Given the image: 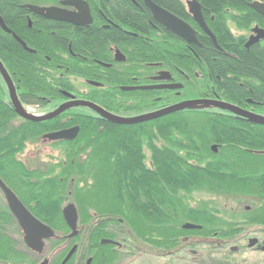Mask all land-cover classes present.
Returning <instances> with one entry per match:
<instances>
[{
    "label": "trees",
    "instance_id": "16d2710c",
    "mask_svg": "<svg viewBox=\"0 0 264 264\" xmlns=\"http://www.w3.org/2000/svg\"><path fill=\"white\" fill-rule=\"evenodd\" d=\"M136 1L104 0L103 12L96 8V24L68 31L74 52L68 54V39L62 31L54 33L45 23L29 28L26 10L19 7L22 0H0L4 21L38 51L28 52L0 27V60L20 87L22 103L41 108L49 105L48 101L59 104L64 97L59 90L73 89L69 80L72 75L101 81L102 86H91L90 96H84L124 118L147 114L181 99L204 97L214 86L220 96L238 97L237 90H243L237 84L243 78L248 84L259 79L260 94L264 96V47L252 45L247 50L245 40L235 38L228 28V20L247 29L255 19H264L251 7L252 2L264 0H198L222 50L199 25L195 27L202 44L199 46L167 31L159 37L149 25V10ZM152 1L194 22L182 0ZM115 21L120 27L112 24ZM124 27L135 34L123 32ZM126 41L130 44L125 49L128 59L119 73L95 62L110 59L108 45L124 46ZM223 51L233 55L227 57ZM158 61L174 75L179 69L184 71L186 83L180 96L172 90L133 94L118 90L125 71L139 74L144 63ZM245 101L233 102L244 107ZM257 111L264 115V108ZM14 119L20 117L9 103L0 74V178L56 235L70 232L63 208L70 203L76 206L79 223L88 225L90 234L88 246L86 243V248L78 249L67 264H84L91 256V264L122 262L126 249L133 245L131 232L151 248L169 251L172 258L186 248L181 247L182 237L197 235L194 247L204 248L208 243L210 256L236 264L230 256L235 253L207 239L233 237L239 226L264 225V154L248 150H264V125L241 119L225 108H188L138 124L114 123L87 107L42 122H10ZM74 125L80 127L78 137L74 141H54L53 146L61 151L44 170H29L19 160L18 154L29 140ZM214 145L218 151L212 150ZM195 191L241 200L249 203L250 209L229 212L201 201L193 208L188 199ZM186 222L202 227L187 229L183 226ZM15 224L19 223L8 205L0 203V264H38L46 256L14 237ZM56 238L48 239L46 244L47 254L54 250L48 257L49 264H62L68 247L77 242L75 237L70 239L71 245L56 250L61 243ZM103 238L119 240L126 247L103 244Z\"/></svg>",
    "mask_w": 264,
    "mask_h": 264
},
{
    "label": "flooded vegetation",
    "instance_id": "af4514ba",
    "mask_svg": "<svg viewBox=\"0 0 264 264\" xmlns=\"http://www.w3.org/2000/svg\"><path fill=\"white\" fill-rule=\"evenodd\" d=\"M22 1L23 2L19 5V7L26 10V12H25L26 13V20L28 22L27 23V26L29 28H32L34 25H38V24H41V23H45L46 25H44V26H47L48 28L54 29L53 30L54 33H56L57 31L58 32H61L62 31V34L61 35L64 36V37H66L67 39H68V35H67L68 31H70V30L76 31V27H87L88 28V27H91V25L97 23V17H96V8L97 7L100 8V9H98V11H100V12H103V10H104L103 9V6H102V3H103L104 0H84L88 4V6L90 7V13H91V17H93V19H92V21H91L90 24H85V25L79 26V25H76V24L71 23V22L69 23L67 21L55 20V19H50V18L48 19L45 16H43L42 14L36 13L32 9H30L28 7V5H33V6H36V7L37 6H39V7H45V8H48V7H56V8L64 9V10L69 11V12L70 11L71 12H79V10L74 5L75 2H76V0H22ZM132 1L137 2L136 0H132ZM182 1L185 3V12L188 13V14H190L191 17L193 18V15L189 12V7H188V1L189 0H182ZM140 2L143 5H145V7L149 10V12L151 14V17L148 20L149 25H151V29L155 33L157 32V35H159V37H162V38L164 37V35H163V32L164 31L165 32L167 31L168 33H171L172 35H174L176 37H179L178 35H175L172 32H170L169 30H167V28H165V26H163L162 24H160L154 18V14H152V12L148 8L147 4H145V0H140ZM171 13H173V12H171ZM203 14H204V12H203ZM175 15H178V14L176 13ZM0 16L3 18V16L1 14H0ZM263 18H264V16H263ZM183 20H185V19H183ZM193 20H194V18H193ZM204 20H205V16H204ZM3 21H4V18H3ZM56 22H58V23L61 22V23H64L65 25H61V24L57 25ZM186 22L190 23L193 26V28L198 27V25L200 26V24L199 23H196L195 20H194V22H192L189 17H188V20ZM5 23H6V21H5ZM112 24H114L117 27H120L119 26V23L116 22V21L113 22ZM102 27L110 28L106 24H103ZM256 27H258L259 30H262V29L264 30V19H262L261 21L255 19L251 23V27L248 30H246V31H244V29H239L237 26H235L236 30H234L231 26H229V22H228L229 31L232 32V34L234 35L235 38H237V39H239L241 41L242 40H245L244 41L245 42L244 45H245V48L247 50L250 49L252 47V45H258L261 48L264 47V38L259 39L257 42H254L249 47L247 46V44L249 43L248 41L250 40L251 36L253 34L257 35V33L254 31V29ZM195 30L197 31V29H195ZM123 32L127 33L128 35L135 34V33H133L132 31H130L126 27H124V31ZM197 33H198V31H197ZM146 38L148 40L152 41V42H154V40H155L153 37L152 38L151 37H146ZM22 40L25 41L24 39H22ZM72 40H73L72 38L71 39H68V44H67V48H66V50L68 51V54H71V53L74 54V52L72 50L73 49L72 48ZM15 41H17V40H15ZM17 42H19V41H17ZM126 42H127V44H124V46H122L120 44H116V43H113L111 45H108V48H109V51H110V55H111L110 56V59L107 62H104V63L101 62V61H99V60H97V59H95V62L97 64H102L103 66H105L107 68L114 69V70H116V72L119 73L121 71L120 70L121 65H125V63L127 62V59H128L127 58V54L125 52V49L128 46H130V44H129V41H126ZM25 43H26L28 49H30L29 51H31L32 53H37L38 52V51H36L35 48L31 47L26 41H25ZM220 50H222V49H220ZM119 52L124 56L125 60H119L118 58H116L117 53H119ZM223 54L226 55L227 57H231L233 55L232 53H230L228 51H223ZM142 66H143V69H142L143 71L141 73H139V74L134 73V71H132L130 69H128V71H125V73H127V74H124V77L121 80V81H123L122 83H120V81L118 82V86H117L118 90H121L124 93H130V94L136 93L137 91H144L145 92L147 90H149V91L150 90H153V91H158V90L169 91V90H172V91H174V93L176 95L180 96L181 90L185 89V83H186L185 78L186 77H185L184 71H182L181 69H179V70L177 69L179 72L176 73V75H174V73H173V71L171 69L164 67L162 65V63L159 62V61L158 62H146ZM98 72H103V70H99ZM164 72H169L171 78H168V79H157L158 76H164V74H163ZM228 78L229 79H232V76L229 75ZM2 79H3V77H2ZM69 80L73 84V89L71 91H68V90H65V89L59 90L61 93L64 94V97H63L62 101L59 104H57V105H55L54 103H50V101H48L49 102V105H45L42 108L39 107V106L36 107V106H26V105H24L22 103L21 98H20V95L18 93V90H19L20 87L18 86V84H16V82L14 80H13V82H14V84L16 86V93H17V95L19 97V102L22 105L23 110L25 112H28L29 115H33V116H37L38 117V116H42V114H46V113H49V112H53V110H55L58 107H60L61 105H63V103L70 101L72 99V97L75 98V99H79V100H88V101H91L88 98H86L84 95L90 96V93L92 92L91 91L92 89L90 88L91 86L94 87V86H102L103 85V83L101 81L97 80V79H94V80L93 79H89V78H83L82 79V78H79V77H75L74 75L70 76L69 77ZM212 80H213V82L215 81L214 78ZM3 81H4V79H3ZM169 84H175V85L176 84L177 85L181 84L182 86L179 87L178 89H173V88L167 89V88L158 87V88H150V89H147L146 90V89H139V88H137V87H143V86H159V85L160 86H164V85H169ZM4 85H6L7 93L9 95V103L11 104V106H13V109L15 110V106L12 103V99H11V95H10L8 86H7V84H5V82H4ZM237 85H238V88L239 89H242L243 90L241 93L238 92V90H237V95L236 96H238V97L240 96L239 98L238 97H233V98L230 97V99H228V98H225L223 95L220 96V94L218 93V91L215 90L216 86H214V89H212L211 92L207 93L206 96L201 97V98L218 99V100H221V101L224 100V101L230 102L232 104L233 103L236 104L233 101H244V100H246L245 101L246 103L244 104V107H242V106H240V107H242L243 109L245 108V109H247L248 111H251L254 114L256 113V114L264 117L263 114H260L257 111V110H259V108L260 109L261 108H264V101H263L264 96H262L260 94L261 91L259 90V86L261 85L260 84V80L259 79L257 81L256 80H254V81L251 80L250 83L248 84L247 79L246 78H243V79H241V81L238 82ZM256 87H257V89H256ZM134 88H137V89H134ZM201 98H199V99H201ZM119 99H118V101H122V100H119ZM256 99H259L260 101H257ZM185 100H188V99H183V100L181 99L180 101L175 102V103H180L181 101H185ZM94 103H97V102H94ZM175 103H172V104H175ZM236 105L239 106L238 104H236ZM77 107H82V106H74V107H72V108H70L68 110H71V109H74V108H77ZM84 107H87V106H84ZM84 107H82V108H84ZM164 107H166V106H163V107L160 106L159 108H164ZM87 108L88 109H91L89 107H87ZM159 108H157V109H159ZM68 110H66V111H68ZM66 111H64V112H66ZM92 111H94V110H92ZM154 111H157V110H154ZM15 112H16V110H15ZM94 112H97V111L95 110ZM98 113L101 114L100 112H98ZM16 114H17V112H16ZM62 114L59 115V116H57V117H54V118H58V117L62 116ZM236 116L237 117H240L238 115H236ZM19 117H20V119H14V120H11L10 122H21V121H24V120H28V119H25L23 116H19ZM68 117H70V116H67L66 118L69 119ZM240 118L241 119H244L243 117H240ZM28 121H30V120H28ZM64 121H66V119H64L63 122ZM75 126H78V125H74L72 127H64V128H60V129H53L52 131L44 132L37 139L29 140L26 143V146H25L26 148L22 151V153L18 154L19 160H21L22 162H24L27 165V169H29V170H33L34 168H40L41 170H44L45 167H47V163L42 162L44 164L39 163V165L36 164V165H32L31 166L30 163H29V161L27 159L25 160L23 158L22 155H24L25 151L28 149L27 146L30 143L39 141L42 144H44L45 146L51 147V149L53 151L57 149L58 150L57 154H59L60 151H61V149L60 148H57L56 146H53L54 145V141H57V140L51 141L50 139L45 138L44 135L47 134V133H53L54 131H62L64 129L74 128ZM77 137L78 136H76L75 138H77ZM75 138L73 140H68V141H74ZM248 150H250L251 152L256 153V154L257 153H261L262 154L264 152V150H261V149H257V150L248 149ZM0 191H1V189H0ZM195 192H199V191H195ZM195 192H194V194H195ZM2 193L4 194L3 191H2ZM16 195H17V193H16ZM4 196H5V194H4ZM18 198H19V196H18ZM5 199H6V197H5ZM211 199H206L205 201H202L201 200V202L214 205L213 202L210 201ZM234 201H235V199H234ZM198 202H200V200H197L196 198L194 199V195H193V197L191 199H188V203L193 208H195V206L197 205L196 203H198ZM214 206L215 207L216 206L219 207L218 205H214ZM249 206L250 205L246 206L244 208V210L249 211V209H250ZM186 223H191V222H186ZM185 224L183 226H184V228H187L185 226ZM198 226H200V225H198ZM86 227H87V229H86L87 231L86 232L89 235L90 234V230H89L88 226H86ZM200 227H202V226H200ZM200 227H196V228H200ZM196 228H187V229H196ZM235 230L238 233H237V235H235L233 237H228V238H223V239L222 238H220V239L218 238L217 239L214 236V237H211V238H209L207 240L208 241L211 240L212 242L217 243V246L219 245V247H221V248L223 246L224 247H227L228 251H230L232 253H237L238 250L241 249V245H239L238 243L240 241L241 242L244 241L250 234H252L248 238L247 247L246 248H249V249L251 248L252 250H257L259 252L264 251V225H262V224H260V225L259 224H249V225H245V226H239V228H236ZM198 238H199V236H197V235L196 236H194V235H186V237H182L181 238V241H180L181 247H183V248L186 247V248H184V250H181L182 251L181 252V255L178 256V258H179V264H182L180 262L183 261V260L186 261V258L187 257L191 259V263L192 264H201V262L198 260V257H196L197 256V253H198V246L197 247H194L193 246L196 243V241H197ZM103 239H106V238H103ZM109 240H111V239H109ZM113 240H115V239H113ZM252 240H254V242L252 243L254 245L251 246L250 245V242ZM115 241L119 242V245L112 244L116 248L122 249V247L123 248L126 247V245H125L124 242H121L119 240H115ZM183 242H185V245L184 246H182ZM233 243H234V245H233ZM133 244H134V242H133ZM86 245L88 246V242H87ZM106 245H111V244H106ZM87 246L81 247L80 248V251H82L83 248H86ZM78 249H79V245H78V248L76 250V253H77ZM160 253H161L162 256H164L165 258H167V260L169 259V256L170 257L173 256L167 250L162 251ZM86 255H87V253H86ZM189 255L192 256V258ZM91 259H92V256L91 257H86V259L84 261L85 262L84 264H91V261L89 262V260H91ZM185 263L186 262H184L183 264H185ZM165 264H170V263L168 261Z\"/></svg>",
    "mask_w": 264,
    "mask_h": 264
},
{
    "label": "water",
    "instance_id": "95a60500",
    "mask_svg": "<svg viewBox=\"0 0 264 264\" xmlns=\"http://www.w3.org/2000/svg\"><path fill=\"white\" fill-rule=\"evenodd\" d=\"M145 4H147L148 8L154 14V18L167 30L172 32L175 35H178L180 38H182L185 42L190 44H196V45H202L198 38V33L193 28V26L183 20L180 16L175 15L174 13H171L168 9L163 8L161 5L153 2L152 0H145ZM75 7L79 10V12H69L61 8L56 7H39V6H33L28 5L30 9H32L36 13H40L46 18L55 19V20H62L74 23L76 25H85L90 24L93 17H91L90 13V7L84 0H76ZM251 6L254 10H256L260 15L262 14L264 16V2L255 1L251 3ZM188 7L189 12L193 15V18L196 23L200 24V27L202 31L211 38L212 42L216 45V47L220 50L222 49L221 45L217 42V38L215 33L212 32L210 27L207 25V23L204 20V14L202 12V5L200 1L198 0H189L188 1ZM0 26L1 28L6 32L12 34L13 38L17 41H19L22 46L26 50L28 49L25 41H23L18 34H16L14 31H12L8 25L3 21V18L0 16ZM254 31L257 33V35L253 34L248 41L249 43L247 46H251L254 42H257L259 39L264 38V30H259L258 27L254 29ZM116 58L119 60H125L124 56L119 52L117 53ZM0 74L2 75L5 84H7L12 103L15 106V110L19 116H23L25 119H28L30 121L35 122H42L43 120H52L54 117H57L61 115L64 111L74 107V106H87L91 108L92 110H96L97 112H100L102 117L104 119H107L114 123H122V124H138L139 122H147L149 120L158 119L159 117L170 115V113H176L180 112V110L188 109V108H212V107H218V108H225L232 112L233 114H236L240 117H243L244 119H248L253 124H261L264 125V117L260 116L258 114H254L251 111H248L247 109H243L240 106H237L236 104H232L230 102H226L224 100H218V99H208V98H201V99H190L181 101L180 103L170 104L169 106H166L164 108H160L157 111H151L147 114H141L137 117H127L123 118L119 115H115L104 108H102L97 103L88 101V100H79L72 97V99L68 102L63 103L60 107L53 110V112H49L46 114H43L41 117L33 116L27 114L23 108L22 105L19 102V97L16 93V86L13 82V79L11 77V74L7 71L4 63L0 60ZM164 76H158L157 79H168L171 78L169 72H164ZM182 85H175V84H169L164 86H143V87H137L139 89H150V88H173L178 89ZM134 88V89H137ZM80 130L79 126H75L74 128L70 129H64L62 131H54L53 133H47L45 134V138L50 139L51 141L54 140H73L76 136H78V132ZM217 145L212 146V150L218 151ZM0 189L5 193L6 201L8 202V206L13 212L14 216L17 219V222H19L22 231L24 233V242L28 245V247L35 253L44 254L46 241L48 239H51L55 236V231L48 225L45 224L43 221L38 219L34 216V214L29 211L26 205H24L23 201H21L16 193L12 191L6 184L4 180L0 178ZM63 217L64 220H66L67 225L71 229V233L69 237H75L79 235L80 230H78L79 226V211L76 208V206L73 203H70L63 209ZM185 226L187 228H196L200 227L198 225H194L191 223H186ZM254 240L250 242V245L252 244ZM103 244H115L119 245V242L111 239H102ZM78 246L75 245L72 249L69 250V254L64 258V260L61 262L62 264H67V262L70 260V258L76 253ZM91 260H89L90 262ZM38 264H49V258L43 259Z\"/></svg>",
    "mask_w": 264,
    "mask_h": 264
},
{
    "label": "rangeland",
    "instance_id": "374dc122",
    "mask_svg": "<svg viewBox=\"0 0 264 264\" xmlns=\"http://www.w3.org/2000/svg\"><path fill=\"white\" fill-rule=\"evenodd\" d=\"M229 21V26H231L234 30H236L235 26L236 23L234 21L228 20ZM238 27V26H237ZM251 26H249L250 28ZM239 28V27H238ZM244 29V31L248 30ZM240 29V28H239ZM243 32V31H242ZM28 149L25 151L23 158L29 161L30 165H39V163H50L52 162L54 159H52V157L57 156V152L58 150H52L51 147L49 146H45L44 144H42L41 142L37 141V142H33L30 143L28 146ZM148 153V152H146ZM149 154V153H148ZM42 163V164H44ZM197 200H202L205 201L206 199H211L210 201L213 202L214 205H218L221 208L226 209L229 212H238L241 210H244V208L246 206H248V204L244 201H234L232 199H230L229 197H223V196H219V195H214L212 193L209 192H195L194 194V199ZM0 203L4 206H7L8 203L6 202L5 196L2 193V191H0ZM252 205V204H251ZM88 225H86L85 223H80L79 224V228L78 230H80L79 235L77 236V242L73 243L71 245V240L73 238H68L69 233H71V231L66 234V235H62L60 233H58L56 236L58 238H56L57 240H59L61 243L60 245L56 248L59 249L60 247H68L69 244L71 245L70 247H68L69 249H71L75 244L79 245V250L81 247L85 246V244L87 243V237H88V233L86 232ZM13 234L14 237H16L18 240L23 241V235L24 233L22 232V229L20 227L19 224H15V226L13 227ZM131 241L132 243L134 242L133 245H131V249H126L127 255L122 259V262H116L115 264H165L166 262L169 261L170 264H179V258L178 256H180L181 254H178L176 257L172 258L169 256V259L167 260V258H165L164 256L161 255V253L150 247V245L134 238V234L133 232H131ZM252 234H250L244 241H240L238 244L241 245V249L238 250L237 253L232 254L230 256H232L233 261L236 264H264V251H257V250H252L251 248H246L247 247V241L248 238L251 236ZM83 245V246H81ZM234 245V243H233ZM198 246V245H197ZM204 247L203 246H198L200 247V249H198V253L197 256L198 260L201 262V264H234L232 262H228V261H222L221 259L218 258H213L212 256H210L209 251L211 250V246H209V244L204 243ZM204 249V250H203ZM226 250H228L226 248ZM206 251V252H205ZM54 252V250H53ZM52 251H50L48 254L45 251V256L51 257V253H53ZM227 252V251H225ZM190 256V255H189ZM220 256V255H219ZM80 256L78 255L77 258H79ZM192 258V256H190ZM43 259V258H42ZM184 262H186L185 264H192L191 263V259L187 257L186 261L183 260ZM183 261H181L180 263H184ZM219 262V263H218Z\"/></svg>",
    "mask_w": 264,
    "mask_h": 264
},
{
    "label": "bare ground",
    "instance_id": "6f19581e",
    "mask_svg": "<svg viewBox=\"0 0 264 264\" xmlns=\"http://www.w3.org/2000/svg\"><path fill=\"white\" fill-rule=\"evenodd\" d=\"M216 38H217V37H216ZM196 99H199V98H196ZM262 154H264V152H263Z\"/></svg>",
    "mask_w": 264,
    "mask_h": 264
}]
</instances>
